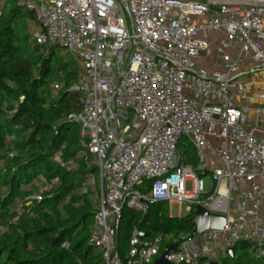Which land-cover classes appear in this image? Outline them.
<instances>
[{"label": "built area", "instance_id": "2783aa9c", "mask_svg": "<svg viewBox=\"0 0 264 264\" xmlns=\"http://www.w3.org/2000/svg\"><path fill=\"white\" fill-rule=\"evenodd\" d=\"M11 1L33 13L38 46L62 49L79 68L69 89L79 111L64 119L77 126L79 149L63 160L62 146L52 161L88 171L75 192L92 199L88 244L100 264H152L162 234L134 227L123 260L116 236L124 211L144 215L154 203L224 217L221 229L174 239L168 264H220L238 242L264 258V0ZM62 87L54 81L51 93ZM59 185L42 175L21 185L13 222Z\"/></svg>", "mask_w": 264, "mask_h": 264}, {"label": "trees", "instance_id": "16d2710c", "mask_svg": "<svg viewBox=\"0 0 264 264\" xmlns=\"http://www.w3.org/2000/svg\"><path fill=\"white\" fill-rule=\"evenodd\" d=\"M27 20L35 24L33 13H23L16 5L0 10V158L3 161L5 152H15L0 167V264H100L101 255L88 244L92 199L75 192L88 171L82 162L75 171L66 172L52 161L62 146L63 160L73 158L79 149L77 126L64 120L79 111L77 95L69 90L79 68L69 54L55 60L56 47L38 46ZM58 73L63 87L52 95L49 88ZM15 106L16 113L10 116ZM38 175L57 178L59 187L50 198L32 206L31 215L12 222L11 211L24 195L20 186ZM190 218V214L169 218L165 203L148 204L144 215L124 211L116 236L120 259L134 227L148 238L163 235L159 256L174 239L194 233ZM232 248V255L220 264H264V258L253 259L248 243L238 242Z\"/></svg>", "mask_w": 264, "mask_h": 264}, {"label": "water", "instance_id": "95a60500", "mask_svg": "<svg viewBox=\"0 0 264 264\" xmlns=\"http://www.w3.org/2000/svg\"><path fill=\"white\" fill-rule=\"evenodd\" d=\"M29 123H24L22 126H29ZM205 173H202L201 176H204ZM190 224L194 226L195 233L201 234L208 229H221L224 225V217L218 214H210L205 209L201 207H196L193 216L190 218ZM56 238L52 240V244H54ZM251 249L254 250L256 248L255 243L249 244ZM176 251V244L168 245L161 252V254L152 262V264H168L165 260V256L170 252ZM233 253V248H229L227 250V255L231 256ZM210 264H216L215 262H211Z\"/></svg>", "mask_w": 264, "mask_h": 264}, {"label": "rangeland", "instance_id": "374dc122", "mask_svg": "<svg viewBox=\"0 0 264 264\" xmlns=\"http://www.w3.org/2000/svg\"><path fill=\"white\" fill-rule=\"evenodd\" d=\"M242 1L243 2H248V3L252 2V0H242ZM10 5H15V3L13 1H11V0L8 1L7 4H6V9H8V7ZM25 11L26 10L23 9V13ZM26 24L28 26L29 34L31 35L32 32L36 29L37 26L35 24H33L32 22L28 21V20L26 21ZM30 41H31V38H30ZM55 53H56V59L54 58L55 60H59V58H65L64 56L67 55V54H65L63 52L62 49H60L58 47H56ZM69 56L74 60V58L71 55H69ZM213 62H214V57L213 56L211 58L205 59L203 61V63H204V67L203 68L204 69H208V68L212 67ZM56 76L57 77L55 78V81L63 83L61 74L58 73V74H56ZM51 86L49 88L50 92H51ZM52 95H54V94L52 93ZM178 149L181 152H185V149L182 146H180V145L178 146ZM202 179H203L202 182H203V185H204V189L208 190L209 187H210V183H211L210 176L209 175L204 176V178H202ZM186 190L187 191L191 190V183L190 182L186 183ZM168 212H169L170 216L173 217V218L185 217L187 215V210H186V206L185 205H181V206L176 205V204L170 205V206H168ZM13 221H14V219H12V222ZM2 230H4V228ZM124 256H125V254H124Z\"/></svg>", "mask_w": 264, "mask_h": 264}]
</instances>
